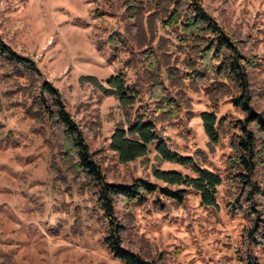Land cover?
<instances>
[{"label":"rangeland","instance_id":"1","mask_svg":"<svg viewBox=\"0 0 264 264\" xmlns=\"http://www.w3.org/2000/svg\"><path fill=\"white\" fill-rule=\"evenodd\" d=\"M199 1L243 54L261 61L249 70L250 106L264 119V0ZM107 4L0 0V19L5 43L41 72L36 86L46 80L60 92L108 182L129 185L141 178L167 187L155 179L156 169L195 176L189 167L164 161L156 143L146 157L119 162L110 138L138 117L155 124L172 152L222 177L217 207H204L188 190L181 202L157 193L128 210L117 208L125 248L157 264H264V168L253 176L258 190L248 197L229 179L235 139L229 125L248 117L232 101L237 90L213 77L199 83L187 78L190 57L178 45L177 28L165 25L166 15L150 6L135 23L121 4ZM112 36L127 40L116 42L117 52ZM144 52H151L153 65L138 63ZM119 74L138 92L132 107L122 108L106 92ZM33 83L10 75L0 61V264H123L105 244L107 225L67 153L66 136L38 114ZM163 93L175 101L173 114ZM204 112L217 116L216 143L205 133Z\"/></svg>","mask_w":264,"mask_h":264},{"label":"trees","instance_id":"2","mask_svg":"<svg viewBox=\"0 0 264 264\" xmlns=\"http://www.w3.org/2000/svg\"><path fill=\"white\" fill-rule=\"evenodd\" d=\"M108 4H121L125 14L135 23L142 22L144 11L147 9L166 15L165 25L175 27V36L178 45L189 54L187 67L191 72L187 78L191 82L199 83L211 77L233 86L238 96L233 98L235 106L241 108L248 115L247 120L238 121L229 125L235 139L232 140L234 156L229 159V179L236 181L237 193L253 194L258 190L253 176L264 168V119L253 114L250 106L251 82L249 70H256L259 58H250L243 54L238 42L228 35L225 30L212 19L204 10L199 0H107ZM151 11V10H149ZM152 15V14H151ZM136 25V24H135ZM4 26L0 19V61L10 75L25 77L35 83L30 85L32 91L39 93L33 103L38 106V114H43L55 126L59 127L66 136L67 153L74 159V166L84 174L90 188L94 191L97 207L107 225L105 244L115 257L123 264H157L148 261L136 252L125 248V227L119 219L117 208L128 210L132 205L147 201L148 196L160 194L168 199L182 201L188 190L196 192L204 207H217V193L223 183L222 177L206 168L196 165L190 157H182L172 152L161 137L155 124L138 117L127 128L119 126L110 138V150L118 156L121 164H129L144 158L149 153V146L156 143V152L166 162L189 167L194 177L183 175L177 171L154 170L155 179L167 187L149 182L145 179H136L129 185L115 184L107 181L97 153H91L84 138L82 128L68 112L60 92L48 81L40 86L38 79L42 74L35 62L28 57L17 54L5 43L2 36ZM116 39L112 36L109 42L114 44L116 52L118 44H125L127 40ZM151 52L140 53L138 63L153 65ZM96 82V78H89ZM106 92L109 96H116L122 108L132 107L137 99L138 92L127 86L124 74L112 77L108 81ZM165 107L174 109L175 101L162 95ZM163 109V107H161ZM34 119H37L34 116ZM206 135L213 142H218L219 133L217 116L214 113L204 112L201 115ZM256 128L250 130L248 126ZM175 186L181 190L172 191L168 187ZM252 191V192H251ZM239 197H237L238 199Z\"/></svg>","mask_w":264,"mask_h":264}]
</instances>
